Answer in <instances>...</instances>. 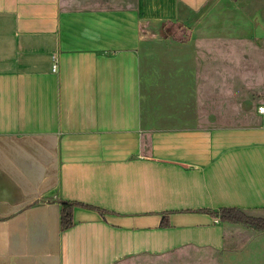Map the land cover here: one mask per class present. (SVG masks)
<instances>
[{
  "label": "crops",
  "instance_id": "1",
  "mask_svg": "<svg viewBox=\"0 0 264 264\" xmlns=\"http://www.w3.org/2000/svg\"><path fill=\"white\" fill-rule=\"evenodd\" d=\"M251 16L264 0H0V264H264V232L218 216L264 218V124L219 112L211 45Z\"/></svg>",
  "mask_w": 264,
  "mask_h": 264
},
{
  "label": "rangeland",
  "instance_id": "2",
  "mask_svg": "<svg viewBox=\"0 0 264 264\" xmlns=\"http://www.w3.org/2000/svg\"><path fill=\"white\" fill-rule=\"evenodd\" d=\"M253 18H248V26L236 30L233 39L228 42L220 33L211 43L212 48L229 51L228 57L220 56L217 60L219 66H228V73H221L220 79L222 81L223 76L224 80L228 79L229 91H232V96L228 93V105L220 106L219 112L232 113L233 120L229 124L233 126L264 124V113H259V108L264 107V31L253 24ZM177 27L171 28L177 30L178 37L190 40V28Z\"/></svg>",
  "mask_w": 264,
  "mask_h": 264
},
{
  "label": "trees",
  "instance_id": "3",
  "mask_svg": "<svg viewBox=\"0 0 264 264\" xmlns=\"http://www.w3.org/2000/svg\"><path fill=\"white\" fill-rule=\"evenodd\" d=\"M171 24H164L163 31L169 36H175L176 30L171 28ZM220 221L231 224H240L249 229L264 232V218H255L245 214L243 211L235 208H222L218 211ZM61 230L72 226V208L69 203L63 202L60 212Z\"/></svg>",
  "mask_w": 264,
  "mask_h": 264
},
{
  "label": "built area",
  "instance_id": "4",
  "mask_svg": "<svg viewBox=\"0 0 264 264\" xmlns=\"http://www.w3.org/2000/svg\"><path fill=\"white\" fill-rule=\"evenodd\" d=\"M56 68H57V65L55 64V65L53 66V70L55 71ZM259 113H264V107L259 108Z\"/></svg>",
  "mask_w": 264,
  "mask_h": 264
}]
</instances>
